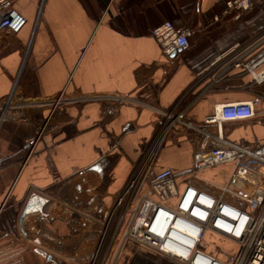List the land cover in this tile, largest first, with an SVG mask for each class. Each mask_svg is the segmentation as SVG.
<instances>
[{"label":"crops","instance_id":"obj_1","mask_svg":"<svg viewBox=\"0 0 264 264\" xmlns=\"http://www.w3.org/2000/svg\"><path fill=\"white\" fill-rule=\"evenodd\" d=\"M227 1L12 0L27 25L0 37V264H91L161 128L156 111L181 101L186 120L209 133L264 145V82L213 65L264 32V7L224 16ZM165 21L196 31L170 57L152 36ZM61 95L67 102L53 111ZM257 97L250 120L204 123L217 107ZM40 132L29 156L27 141ZM202 138L175 129L155 170H173L179 194L191 186L220 198L234 165L193 172ZM112 249L106 264L120 244Z\"/></svg>","mask_w":264,"mask_h":264},{"label":"built area","instance_id":"obj_2","mask_svg":"<svg viewBox=\"0 0 264 264\" xmlns=\"http://www.w3.org/2000/svg\"><path fill=\"white\" fill-rule=\"evenodd\" d=\"M259 1L229 0L223 15L247 12ZM26 25V18L14 8L12 0H0V37L3 33L17 35ZM195 33L191 27L177 28L171 21H165L152 31V36L162 53L170 57L188 49ZM213 65L221 74L238 70L257 82H264V32L245 44L234 46ZM260 100L257 97L217 107L204 123L220 126L250 120L255 117V105ZM66 102L59 96L51 102L53 111ZM156 112L162 119L161 128L143 154L142 169L137 167L133 171L126 188L117 197L91 264H106L125 222L120 250L128 241H135L179 264H264V145H244L229 141L222 132L209 133L186 120L181 101L170 110ZM178 127L203 135L193 156V172L234 165L228 181L220 188V198L191 186L179 194L173 170L156 172L159 153ZM41 138L42 132L27 141L29 156ZM235 203H245L247 209H239ZM114 223L115 229L111 231ZM221 242L230 243L234 248H225Z\"/></svg>","mask_w":264,"mask_h":264},{"label":"rangeland","instance_id":"obj_3","mask_svg":"<svg viewBox=\"0 0 264 264\" xmlns=\"http://www.w3.org/2000/svg\"><path fill=\"white\" fill-rule=\"evenodd\" d=\"M262 16H264V12L261 14L259 13L257 15V17L260 18L261 21L264 20V17L262 19ZM235 204L239 209H242L244 211L247 209L245 203H238V204L235 203ZM115 226H116V223L112 224L111 231L115 229ZM125 229H126V222L122 224L121 231L119 235L117 236V238H115V241L112 244V248L115 249L114 252L116 251V249L118 248L120 244V241L122 239L121 235L125 231ZM109 241L110 239L108 240V244H109ZM207 242L209 241H206V243ZM113 249H112V252H113ZM113 261H114L113 264H179L175 261H172L160 255L153 249H150L149 247L141 243L135 242V241H128L125 244V246L120 250L117 256H115V253H113V255L110 256L108 262L110 264Z\"/></svg>","mask_w":264,"mask_h":264},{"label":"water","instance_id":"obj_4","mask_svg":"<svg viewBox=\"0 0 264 264\" xmlns=\"http://www.w3.org/2000/svg\"><path fill=\"white\" fill-rule=\"evenodd\" d=\"M176 53H174L172 56H174ZM30 213V211H29V209H27L26 211H25V213H24V216H26L27 214H29Z\"/></svg>","mask_w":264,"mask_h":264},{"label":"trees","instance_id":"obj_5","mask_svg":"<svg viewBox=\"0 0 264 264\" xmlns=\"http://www.w3.org/2000/svg\"><path fill=\"white\" fill-rule=\"evenodd\" d=\"M260 2H262V5H263V7H264V0H261V1L257 2V3H260ZM252 8H253V7H252ZM252 8H251V9H252ZM251 9H250V10H251ZM250 10H249V11H250ZM249 11H247V12H249ZM244 13H246V12H244Z\"/></svg>","mask_w":264,"mask_h":264},{"label":"bare ground","instance_id":"obj_6","mask_svg":"<svg viewBox=\"0 0 264 264\" xmlns=\"http://www.w3.org/2000/svg\"><path fill=\"white\" fill-rule=\"evenodd\" d=\"M262 77V76H261Z\"/></svg>","mask_w":264,"mask_h":264}]
</instances>
